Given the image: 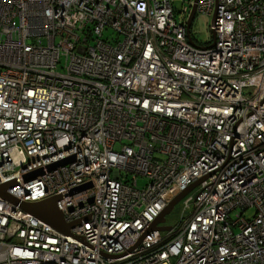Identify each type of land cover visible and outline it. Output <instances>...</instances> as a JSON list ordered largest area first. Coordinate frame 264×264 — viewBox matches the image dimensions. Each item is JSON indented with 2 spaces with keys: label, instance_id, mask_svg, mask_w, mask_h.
Masks as SVG:
<instances>
[{
  "label": "built area",
  "instance_id": "built-area-1",
  "mask_svg": "<svg viewBox=\"0 0 264 264\" xmlns=\"http://www.w3.org/2000/svg\"><path fill=\"white\" fill-rule=\"evenodd\" d=\"M176 1L0 0V264H264V0Z\"/></svg>",
  "mask_w": 264,
  "mask_h": 264
},
{
  "label": "water",
  "instance_id": "water-1",
  "mask_svg": "<svg viewBox=\"0 0 264 264\" xmlns=\"http://www.w3.org/2000/svg\"><path fill=\"white\" fill-rule=\"evenodd\" d=\"M195 15V6L193 5L191 13L189 15V19L187 22V36L190 38L189 32H190V26L193 20V17ZM4 185L0 186V194L5 196L4 193ZM187 190L183 191L182 193L178 194L176 197H174L171 202L164 208V210L160 213V215L154 220L151 229H157V230H165L168 228V226H161L158 225V223H163L165 219V215L168 214L173 207L178 203V201L183 197V195L186 193ZM57 198H52L46 200L44 206H48L49 210L46 211V209H42L41 211L39 210L42 202L39 203H26L23 204L24 208L36 215L37 217L43 219L53 227L57 228L58 230L68 233L69 231V226L68 224L63 223L62 217L55 209V201Z\"/></svg>",
  "mask_w": 264,
  "mask_h": 264
},
{
  "label": "rangeland",
  "instance_id": "rangeland-1",
  "mask_svg": "<svg viewBox=\"0 0 264 264\" xmlns=\"http://www.w3.org/2000/svg\"><path fill=\"white\" fill-rule=\"evenodd\" d=\"M185 1V5H187V0ZM175 8L180 9L182 6L181 0L175 2ZM211 25V16L205 13L197 12L195 13L191 26H190V35L198 44L208 43L212 39V33L210 29ZM127 180H129L127 178ZM137 183L139 187L145 185L146 180L141 176H138ZM197 191V188L191 191V194H194ZM180 202H178L173 209L165 215V223L168 225H172L176 223L180 214Z\"/></svg>",
  "mask_w": 264,
  "mask_h": 264
}]
</instances>
